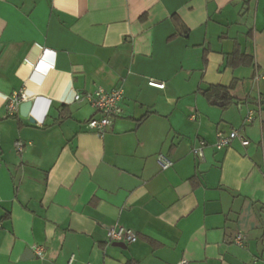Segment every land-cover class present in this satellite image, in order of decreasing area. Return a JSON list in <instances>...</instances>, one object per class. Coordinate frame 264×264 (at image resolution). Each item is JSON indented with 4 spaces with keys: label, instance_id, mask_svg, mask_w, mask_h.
<instances>
[{
    "label": "crops",
    "instance_id": "crops-1",
    "mask_svg": "<svg viewBox=\"0 0 264 264\" xmlns=\"http://www.w3.org/2000/svg\"><path fill=\"white\" fill-rule=\"evenodd\" d=\"M261 69L264 0H0V264H264ZM97 87L124 92L102 135L73 99ZM21 90L34 122L5 110Z\"/></svg>",
    "mask_w": 264,
    "mask_h": 264
},
{
    "label": "built area",
    "instance_id": "built-area-1",
    "mask_svg": "<svg viewBox=\"0 0 264 264\" xmlns=\"http://www.w3.org/2000/svg\"><path fill=\"white\" fill-rule=\"evenodd\" d=\"M264 79V69L258 70L255 74V80ZM148 84L154 87L162 88L164 85L161 82H157L153 79L148 81ZM123 89L121 87H116L111 90H105L102 87H97L91 92H85L83 94L75 93L73 99L76 101L85 100L94 110V116L90 117L86 122L85 126L88 130L94 131L95 133L102 135L105 130L111 125L112 118L117 117L121 113V107L119 105L121 99L123 98ZM25 101L33 102L32 114L36 110V102L34 100H29L27 95L23 90L13 93L5 100V110L7 114L14 115L19 111V105ZM255 112L249 110L245 121H252ZM33 118V117H32ZM216 141L214 147L216 149H223L230 145L231 141L235 138H239L242 144H246L247 140L239 135L236 129H232L229 133L225 134L221 130H217L215 133ZM203 140H199L197 146H193L191 151L194 155L199 158L203 157V148L205 146ZM14 147L16 151L20 152L23 148V143L20 141L14 142ZM157 163L160 165L161 169H166L172 165V161L164 156L163 154H158ZM107 240L110 242H121L124 244L133 243L137 240V234L134 230L126 228L124 226H113L108 227L106 231ZM245 240L244 233L241 230L236 231L233 238V242L237 245H242ZM35 254L39 257L43 256V249L40 246L32 247ZM73 257L71 256L66 264H72ZM84 264H91L90 262ZM176 264H186L185 259H181Z\"/></svg>",
    "mask_w": 264,
    "mask_h": 264
},
{
    "label": "trees",
    "instance_id": "trees-1",
    "mask_svg": "<svg viewBox=\"0 0 264 264\" xmlns=\"http://www.w3.org/2000/svg\"><path fill=\"white\" fill-rule=\"evenodd\" d=\"M245 60L240 59L238 63L244 62ZM231 64H234V62L231 61ZM202 92L208 98L212 97L215 100H219L221 102V105L224 107L234 102V98L230 95L228 87L225 86H221V85L208 86L204 90H202ZM145 116L146 115H144L143 118ZM125 264H138V263L136 261L129 260Z\"/></svg>",
    "mask_w": 264,
    "mask_h": 264
},
{
    "label": "water",
    "instance_id": "water-1",
    "mask_svg": "<svg viewBox=\"0 0 264 264\" xmlns=\"http://www.w3.org/2000/svg\"><path fill=\"white\" fill-rule=\"evenodd\" d=\"M33 110V102L25 101L19 105V114L22 117H27L30 122H34L35 120L31 117V111ZM113 245L124 248L126 244L121 242H115Z\"/></svg>",
    "mask_w": 264,
    "mask_h": 264
}]
</instances>
